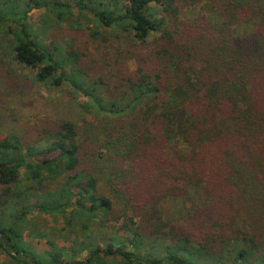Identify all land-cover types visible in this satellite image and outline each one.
<instances>
[{
	"label": "trees",
	"instance_id": "1",
	"mask_svg": "<svg viewBox=\"0 0 264 264\" xmlns=\"http://www.w3.org/2000/svg\"><path fill=\"white\" fill-rule=\"evenodd\" d=\"M88 15L93 41L121 43L99 55L102 74L76 39H43ZM9 57L84 97L93 122L0 140V264H264V0H0L4 69ZM118 211L129 237L79 253L50 242L39 255L16 228L61 213L66 232L96 240Z\"/></svg>",
	"mask_w": 264,
	"mask_h": 264
},
{
	"label": "rangeland",
	"instance_id": "2",
	"mask_svg": "<svg viewBox=\"0 0 264 264\" xmlns=\"http://www.w3.org/2000/svg\"><path fill=\"white\" fill-rule=\"evenodd\" d=\"M45 14V10L32 5L28 15L29 25L41 26V19ZM86 18V21H83V29H75L76 32H70L64 29L66 28L64 24L57 25L50 30L49 37H43V39L47 46L55 40L62 43L65 35L69 39H76L78 50L84 55L81 65L85 68H89L87 65H91L94 67V74H102L103 69L100 66L103 63L98 59L99 55L104 53L105 48L109 49L108 53L113 54L117 49L119 50L121 43L93 41L89 36V30L93 23L89 15ZM5 62L8 65L11 63V66L8 69L5 67V70L0 65V140L12 134L21 135L26 147L28 143L33 142V139H37L39 131L51 127L53 124L68 121L82 128L86 121L93 122L92 117L84 114L79 108V103L86 101L84 97L76 95L71 98L69 92L67 93L65 90H54L37 85L31 80L36 75V70L23 68L12 61V57H9ZM9 71L13 74L9 75ZM64 89L68 91V86ZM22 187V184L17 186L19 190ZM79 198L78 195L74 200ZM166 207L171 206L167 205ZM60 214L35 212L28 215L24 222L16 226L23 235V244L26 243L28 247L41 255L51 249L50 242L55 243L58 248L65 247L70 252H73V248H75L78 252L82 243L87 245L89 242L91 244L96 242L95 244H97L109 238L117 242L119 237H129L130 232L125 230L124 221L118 219L121 214L119 211L117 215L113 213L104 217L102 221L96 223V228H91L90 234H95L96 240H87L77 228L73 233L66 232L64 216ZM87 254L89 253L85 252L75 260L83 261ZM0 262H6L3 255L0 256Z\"/></svg>",
	"mask_w": 264,
	"mask_h": 264
}]
</instances>
